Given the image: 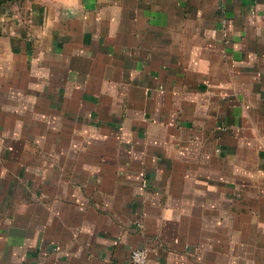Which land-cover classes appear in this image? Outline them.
<instances>
[{
	"label": "crops",
	"instance_id": "crops-1",
	"mask_svg": "<svg viewBox=\"0 0 264 264\" xmlns=\"http://www.w3.org/2000/svg\"><path fill=\"white\" fill-rule=\"evenodd\" d=\"M264 264V0H0V264Z\"/></svg>",
	"mask_w": 264,
	"mask_h": 264
},
{
	"label": "built area",
	"instance_id": "built-area-1",
	"mask_svg": "<svg viewBox=\"0 0 264 264\" xmlns=\"http://www.w3.org/2000/svg\"><path fill=\"white\" fill-rule=\"evenodd\" d=\"M130 256L131 264H149V250L147 247L133 249Z\"/></svg>",
	"mask_w": 264,
	"mask_h": 264
}]
</instances>
